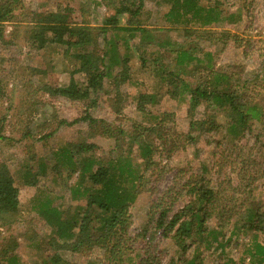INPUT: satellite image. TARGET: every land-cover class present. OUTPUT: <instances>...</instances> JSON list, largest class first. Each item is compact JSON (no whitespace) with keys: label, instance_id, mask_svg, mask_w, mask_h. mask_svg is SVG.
<instances>
[{"label":"rangeland","instance_id":"rangeland-1","mask_svg":"<svg viewBox=\"0 0 264 264\" xmlns=\"http://www.w3.org/2000/svg\"><path fill=\"white\" fill-rule=\"evenodd\" d=\"M18 1L21 4L19 3L15 17L3 24L5 44L0 46V82L3 92L0 98V134L7 138L0 140V165H7L15 182L18 207L14 221L7 226L0 225V251L8 239H13L17 242V247L11 254L18 258L20 264H41L42 250L34 244L40 237L48 234L49 229L44 227L42 220L32 211L29 202L31 197L51 192L49 196L52 198V205L64 213L63 217H68L77 206L84 204L80 197L71 199L69 192L77 174H72L66 180L69 175L67 170L61 169V177H58V169H53L56 152L71 144L95 143L102 152H94V156L102 154L105 159L108 151L114 148L115 140L102 138L98 134L89 135L91 131L88 133L86 123L65 125L81 116L85 105L79 101L53 97L49 91L68 85L71 76L67 66L71 62L68 57L63 58V47L47 44L38 49L32 44L29 40L31 26L26 22L31 20L35 11L53 12L59 6L67 4L74 11L71 17L73 22L98 27L104 18L113 14V5L123 0ZM136 1L129 7H137ZM169 1L144 0L138 16L130 18V21L136 20L139 26L148 28L151 43L144 41L142 45H137L140 41L138 33L130 38L129 32L119 29L131 27V24L125 23L126 16L119 19L116 28L108 26L105 41L109 46L106 48L112 51L111 46L114 45L120 60L126 59L130 82L115 87L105 80L104 89L99 94L98 107L89 110L93 119L103 120L115 130H121L124 134L118 140L121 149L115 151L114 158L128 160L135 166L141 161L137 145L139 141L130 147L129 135L142 126L156 127L158 130L149 139L156 145V151L152 154L156 165L142 173L141 191L129 210L134 232L146 221L145 213L152 203L161 201V205L169 209L168 217L182 207L187 198L180 192L179 183L191 174L200 173L203 166L208 170L203 174L210 179L212 185L223 183L219 188L221 190L229 182L238 190L231 202L221 201L220 207L227 205L238 209L237 205L244 198H252L264 210V178L255 175L256 170H264V117L260 121H251L250 131H245L239 140L229 141L222 134L207 135L194 146L186 145L182 135L188 132L191 119L187 112V96H167L166 88H173L160 82V71L157 70L162 65L166 66L164 74H175L174 55L169 51L179 46L190 49L199 69L193 70L191 67V71L183 77L192 86H203L209 82L213 77L207 67L210 66L215 72L229 76L231 86L238 93L244 92V102L248 100L263 110L264 0H197L200 14L196 18L191 17L188 22L181 21L182 19L176 22L165 21L164 15L170 8ZM209 10L213 11L211 16L207 15ZM217 12L220 13L219 21L204 24L207 19L214 18ZM229 15L233 16L231 23L227 20ZM103 39L102 35L96 38V48L99 51L104 47ZM164 43L167 45H162ZM132 44L133 47L129 46ZM156 58L160 60L155 61ZM140 59L145 60L142 63ZM193 64L190 63L189 66ZM112 67V73L118 74L122 65ZM72 77L78 84L85 81L81 74ZM220 85L221 83L216 84L218 90ZM140 94H151L154 98L153 102H142L144 112L137 107ZM212 109L201 105L192 116L200 118L201 114L212 112ZM115 111L119 112L118 115ZM53 131L52 135L41 138ZM195 133L194 131L192 135ZM85 155L81 153L75 159L84 158ZM223 160L226 166L230 164L233 169L223 167L220 175H215V166ZM39 162L46 163L47 171L39 178L38 187H24L20 180L21 172L27 167H37ZM120 162L123 164L125 161ZM240 162H246L248 166L242 170ZM134 168L138 170L134 169V174L140 172L139 167ZM231 193L233 192H228L226 196ZM241 212L242 209L240 214ZM242 218V215H225L221 219H210L209 229L219 232L218 239L214 240L212 235H208L203 240H197L188 251L187 258L198 255L203 264H228V261L248 264V252L253 250L256 242L262 243L264 232L253 237L250 232L236 230L234 223L237 224L238 219ZM219 223H222L220 227ZM225 241L228 243L225 244ZM155 243L163 258L178 257L170 240L158 235ZM217 243L222 246H217ZM62 257L73 264H103V254L96 249L85 257L78 258L69 252L63 253Z\"/></svg>","mask_w":264,"mask_h":264},{"label":"trees","instance_id":"trees-1","mask_svg":"<svg viewBox=\"0 0 264 264\" xmlns=\"http://www.w3.org/2000/svg\"><path fill=\"white\" fill-rule=\"evenodd\" d=\"M134 1L123 0L113 5V14L104 18L98 27L73 22L71 17L74 11L67 4L59 6L53 12L39 10L40 13H37L35 11L31 20L26 22L31 26L29 40L32 44L38 49L47 44L63 47V58L68 57L71 62L67 66L71 76L68 85L49 91L53 97L67 98L85 105L83 114L65 125L86 123L88 133L91 131L89 135L98 134L97 136L102 138L115 140L114 148L108 151L105 159L102 158V154L94 156V152H102L95 143L71 144L73 149H70L69 145L56 152L53 169H58V177H61V169L67 170L69 175L66 180L72 174H77L74 185L69 187V192L71 199L80 197L84 200V204L77 206L68 217H63L64 213L52 205V198L49 196L51 192L43 193L44 196L31 197L29 202L32 211L42 220L44 227L49 229L48 234L40 237L34 244L42 250L41 264H73L64 260L62 254L69 252L79 258L89 255L95 249L102 252L103 264H126L127 262L132 264H203V260L199 259L198 255L187 258V253L197 240H203L208 235H212L214 240L218 239L219 232L209 229L210 219H221L225 215L229 217L242 215L243 218L238 219L237 224L234 223L236 230L250 232L253 237L259 232H264V210L252 198L250 200L244 198L237 205L238 209L227 207V205L220 207L221 201L231 202L238 190L229 182L221 190L219 188L223 183L212 185L210 179L203 174L208 171L206 166L200 168V173L191 174L182 183L180 182L181 184L179 183V190L187 200L175 213L168 217L169 209L161 205V201H156L145 213L146 221L143 225L135 232L131 228L132 216L129 210L141 191L142 173L156 165L152 155L156 151V145L149 139L153 138L152 133L158 130L156 127L142 126L138 128V131L135 129L129 135L131 137L128 141L130 147L139 141L137 145L140 148L139 157L142 162L139 161L135 166L128 160L114 158L115 151L121 149L118 141L119 137L122 139L124 136L121 130L119 128L115 130L103 120L93 119L89 110L98 107L99 94L104 89L105 80L115 87H119L121 83L130 82L126 59L120 60L114 45L111 46L112 51L106 48L108 44L105 41V35L109 27L116 28L119 19L126 16L125 23L131 24V27L119 29L129 32L130 38L138 33L140 41L137 45H142L144 41L151 43L152 37L149 35L148 28L139 26L136 20L130 21L131 17L138 16L144 0H137L135 8L129 7V5H134ZM169 2L170 8L164 15L165 21L176 22L182 19L181 21L188 22V19L196 18L200 14L197 0H170ZM19 3L18 0H0V46L5 44L3 24L15 17ZM212 13L213 11L209 10L207 15L211 16ZM219 16L220 13L217 12L214 18L207 19L204 24L219 21L221 19ZM232 18L233 16L229 15L228 23L233 22ZM99 35L104 36V47L101 51L96 48L98 45L96 38ZM129 46L133 47V44ZM189 50L179 46L169 51L174 55L175 74L172 72L164 74L166 66L157 67L160 71V82L173 88L171 90L166 88L167 96L170 98L181 94L187 96V112L191 115V119L188 123V132L182 135L183 143L194 146L196 142L203 140V136L220 134L225 135L229 141L239 140L245 131H250L251 121H260L264 117V109H260L257 104H251L248 100L244 102L242 99L246 97L244 92L238 93V90L231 86L229 76L215 72L210 66L207 67L213 77L209 79V82L204 83L203 86H192L183 76L187 75L189 70L191 71V67L193 70L199 68L195 62V56ZM158 58L154 60H160ZM140 60L143 63L145 59ZM190 63L194 64L189 66ZM116 65H122V67L118 74H113L112 66ZM77 74L83 75L84 83H76L72 76ZM219 83H221L220 90L216 88V84ZM2 93L0 82V98ZM153 99L151 94H140L139 101H137L138 109L144 112L143 103L153 102ZM201 105L212 107V112L203 113L200 118H194L193 112ZM118 113L115 111V114L118 115ZM194 131L196 133L192 135ZM53 133L54 131L41 138L44 139ZM0 140H7V138L0 134ZM81 153H85L87 157L85 155L84 158L76 160L75 158ZM120 161L125 162L120 164ZM239 165L242 170L248 166L246 162H240ZM134 167H139L140 172L134 174V169L137 170ZM223 167L232 168L230 164L226 166L223 160L215 166L214 174L220 175ZM46 171V163L39 162L37 167L31 166L23 170L20 180L23 181L24 187L36 188L39 178L44 176ZM137 174L140 175L134 176ZM245 175L246 173L243 174ZM255 175L264 178V170H256ZM227 191L233 193L227 197ZM17 193L18 190L7 165H0V225L2 226H7L14 221L18 207ZM221 224L219 223L218 227ZM158 235L172 242L178 254L176 259H165L158 252L155 245ZM32 241H34L33 238ZM227 243L228 241H225V244ZM5 244L0 251L2 257L0 264H20L18 258L11 254L17 247V242L8 239ZM217 246L222 245L217 243ZM247 256H249L248 264H264V239L262 243L256 242ZM227 263L236 264L232 261Z\"/></svg>","mask_w":264,"mask_h":264}]
</instances>
